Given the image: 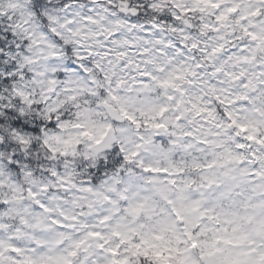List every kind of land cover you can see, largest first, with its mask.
<instances>
[{
    "label": "clouds",
    "instance_id": "clouds-1",
    "mask_svg": "<svg viewBox=\"0 0 264 264\" xmlns=\"http://www.w3.org/2000/svg\"><path fill=\"white\" fill-rule=\"evenodd\" d=\"M0 206V264H264V0H0Z\"/></svg>",
    "mask_w": 264,
    "mask_h": 264
},
{
    "label": "snow or ice",
    "instance_id": "snow-or-ice-1",
    "mask_svg": "<svg viewBox=\"0 0 264 264\" xmlns=\"http://www.w3.org/2000/svg\"><path fill=\"white\" fill-rule=\"evenodd\" d=\"M2 207V206H0ZM228 243H231V241H227ZM193 246L195 247V243L193 244ZM14 252H19L20 250L18 248L13 249ZM71 255H75V253H71Z\"/></svg>",
    "mask_w": 264,
    "mask_h": 264
}]
</instances>
